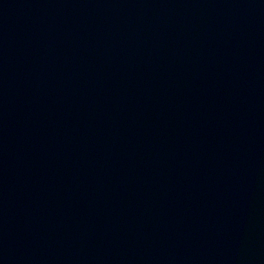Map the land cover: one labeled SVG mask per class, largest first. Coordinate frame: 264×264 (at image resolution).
<instances>
[{
	"label": "water",
	"instance_id": "1",
	"mask_svg": "<svg viewBox=\"0 0 264 264\" xmlns=\"http://www.w3.org/2000/svg\"><path fill=\"white\" fill-rule=\"evenodd\" d=\"M0 264H264V0H0Z\"/></svg>",
	"mask_w": 264,
	"mask_h": 264
}]
</instances>
